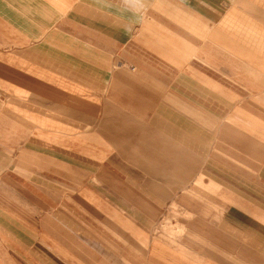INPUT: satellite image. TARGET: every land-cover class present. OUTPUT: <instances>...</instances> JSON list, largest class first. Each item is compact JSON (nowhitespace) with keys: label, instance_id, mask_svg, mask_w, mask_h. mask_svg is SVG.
<instances>
[{"label":"crops","instance_id":"obj_1","mask_svg":"<svg viewBox=\"0 0 264 264\" xmlns=\"http://www.w3.org/2000/svg\"><path fill=\"white\" fill-rule=\"evenodd\" d=\"M11 22L15 61L0 43V72L26 62L70 87H153L157 101L138 115L127 99L144 124L123 135L142 139L122 157L107 137L106 159L67 135L9 139L0 115V264H263L264 160L247 154L264 150V0H0V31Z\"/></svg>","mask_w":264,"mask_h":264},{"label":"rangeland","instance_id":"obj_2","mask_svg":"<svg viewBox=\"0 0 264 264\" xmlns=\"http://www.w3.org/2000/svg\"><path fill=\"white\" fill-rule=\"evenodd\" d=\"M223 11V8H216L215 17L221 16ZM216 19L218 18L216 17ZM219 24H216L215 29L217 31L221 30L223 26V24ZM10 25L9 27L7 26L5 34L0 31V37L3 38L0 39V43L7 52V60L14 62V56H11L10 52L16 50L17 41L14 34L16 24L11 22ZM232 26H235L236 31H238V23ZM18 27L21 28V25L18 24ZM30 28V24H23L24 47H31V40L27 38L31 34ZM34 47H38L39 51L44 49V51L52 52L50 50L51 46L47 41H35ZM49 57L55 58L53 55H49ZM140 58L143 60V58L147 57ZM153 58L151 57L150 59L153 60ZM150 63L159 71L156 74L165 75L172 72L169 67L165 70L164 65L160 63ZM5 67L6 72H2L3 69L0 72L6 76V79L0 77V115L6 118V126L11 130L12 135L8 136V138L18 139V136L14 135L15 130L21 128L24 144H33L39 140L40 145L47 142H54L58 145L62 143L64 135H67V138H70L72 149L84 148L87 153L91 155L102 154V156L104 155L103 158L106 159L110 157V149H112V144L110 145L107 141V137H113L115 139L113 146L117 145V148L114 149L118 151L120 150L118 145L120 143L124 145L121 148V156L124 157L127 153L125 148L128 143L127 138L131 140L139 137H130L123 135V133L131 131L132 128L129 129L131 126L143 127L142 124H144L142 120H128L130 113L126 104L127 99L134 96V99L138 101L133 110L138 115H142L146 99L151 98L152 103L157 101V95L155 96L153 87L148 90L137 83L135 86L130 85L131 87L112 88L106 84L102 88H89L88 86L85 87V82L82 81L78 82L80 86L70 87L68 82H65L60 77H54L51 73L40 72L36 70V66L26 62L23 63L22 73H16L10 66ZM130 69L133 70L134 68ZM153 73L155 74V71ZM15 85L19 87L17 88ZM150 90L151 94H149ZM250 122L252 123L253 120H250ZM102 132L106 133V135L99 134ZM16 134H18V131ZM139 139L141 140L142 138ZM247 144H251V142L248 141ZM60 147L58 148L62 149ZM101 148L103 149L102 153L99 152ZM117 151L112 150L114 154H117ZM247 156L248 161L255 159V156L257 159L264 160V150L263 152H248ZM85 158L91 159L89 157ZM88 169L97 170L94 166H89ZM104 170L106 171L105 173L112 176L110 167L104 168ZM247 171L249 176H251L252 170ZM71 177L72 179H77L80 174L77 171H72ZM113 181L114 179L111 180V183ZM121 181L124 183L119 182V184L115 183V185L126 192V181ZM256 190H258L257 187ZM260 190L261 192L263 191L264 197V183L263 188ZM179 233L178 231L172 232V234L177 235ZM191 237L196 238L193 234L185 236L184 233V238L190 239ZM236 259L232 255L230 264H245L244 262L238 263ZM247 260H251L249 255Z\"/></svg>","mask_w":264,"mask_h":264}]
</instances>
